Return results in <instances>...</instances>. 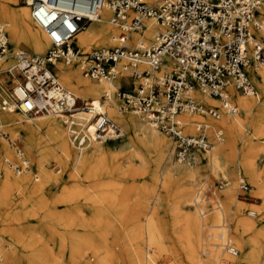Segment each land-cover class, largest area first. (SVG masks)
<instances>
[{
    "label": "bare ground",
    "instance_id": "bare-ground-1",
    "mask_svg": "<svg viewBox=\"0 0 264 264\" xmlns=\"http://www.w3.org/2000/svg\"><path fill=\"white\" fill-rule=\"evenodd\" d=\"M14 1L0 0V24L7 23L8 36L15 45L25 42L34 52L41 53L48 46L47 36L31 19L25 4L16 8L9 6V3ZM156 1L158 0H154ZM261 1L264 4V0ZM110 15L111 9L105 0L97 11V15L92 17L90 23L88 22L89 24H86L87 26L85 25L75 35L77 44L85 50L113 45L114 35L118 28L110 22ZM116 28L117 31L114 32ZM154 28L152 24L141 32L134 31L130 38L147 40ZM254 31L264 42V32ZM111 32L114 33L111 34ZM54 64L58 69L59 79L63 86L67 87L71 93L73 92L76 98L99 103L104 111L106 109L108 117L121 128L124 135L112 140L113 142H110L112 138H104L77 145L71 138V129L74 126L82 127L84 130L92 129V115L84 109L76 108L67 115V124H65L64 115L21 118L15 116V111L0 110L2 111L0 127L6 125L14 137L19 134L24 136L33 151L30 159L38 166L37 178L33 179L40 180L32 183L27 180L29 171L21 174H15L12 171V174L4 162V165H0V238L12 241V243L7 241L6 246L8 245L10 249L6 254H3L5 244L3 245L0 241L1 264H57V259L52 256L43 237L37 233L36 223L27 220L36 219L38 215L49 220L60 213L74 216L83 209L98 215H111L120 221L129 241L126 248L130 264H152L153 255L167 253L172 256L175 264H181L172 246L174 242L182 246L188 264H202V260L203 264H208V260L212 261L210 264H249V262L264 264L259 260L257 249L253 247V245H258L259 237H264V182L257 178H250L251 186L263 200L259 208V216L254 210H249V214L255 216H244L238 208L237 213L233 214V209L222 206L217 196H215V201H209L211 208L206 209L208 213L201 219L194 210L185 207V204L194 200L198 212L203 215L200 209L202 199L198 190L199 185L194 191L195 184L200 180L201 165L225 181L224 186L220 188V195L226 203L235 204L238 207L235 202L236 190L232 177L235 163L233 159H230V156L235 153V150L231 148L232 136L235 129H238L243 143L242 149L238 151L239 163L242 157L244 172L253 177L255 174L253 154L257 150L255 147H264V139L257 136L255 132L246 135L244 131L247 130L246 124L251 112H254L253 126L255 129L264 127V64L250 73V79L257 91L256 96L245 94L235 87H228L226 95L235 106L236 112L234 114L222 113L227 117L220 118V116L218 119H211V122L202 121L219 124L223 132L225 129L224 137L216 141L208 132L212 140L210 149L191 151L192 148L183 159L184 162L179 159L174 161V143L172 145L169 138L161 136L148 119L126 106L124 108L118 106L114 96L115 86L117 83L121 84L122 78L125 82H129L126 76L127 71H122L120 78L116 76L111 80H98L83 76L75 62L58 60ZM1 70L10 73L16 71L11 54L0 59ZM192 94L203 107L217 108L218 104L221 106L218 97L207 95L197 86L193 88ZM124 110L130 111L129 114H124ZM204 115L184 114V119L201 121ZM243 115L247 116L245 122L240 120ZM189 131L191 132L192 128H189ZM56 149L64 153L61 163L64 171L67 172L68 179L56 193H53L51 187L56 185L58 180L43 167L42 162L46 152L51 153ZM143 149L149 150L150 155H153L152 161L156 166L151 177L160 182L159 191L155 193L154 199L157 203L161 198L168 202V213L171 216L168 221L158 215L157 203L149 204L145 201L154 191V187L142 186L135 192L137 196L131 200L128 190L119 194L118 190L108 188L109 178L99 179L100 171L113 164H120V162L124 163V170L130 168L133 171L145 173ZM7 152H10V147L0 136V154ZM0 156L4 157V155ZM27 159L30 162L28 157ZM236 160L238 161V158ZM81 177L90 180L99 189L90 191L89 188L83 186ZM174 179H180L181 185L173 190ZM45 184L50 192L41 191ZM12 190L20 193L14 202L11 197ZM30 200H36L34 209L29 207ZM80 201L84 202L83 206ZM56 203L66 205L62 207L63 209H57ZM139 213L144 214L142 222L138 220ZM233 221L235 222L234 227ZM51 224L49 221L46 223L44 233L54 234L56 232L53 231ZM204 228H206V236L211 239L210 241L204 240V235L200 237V231L203 232ZM232 231L235 233L236 247L228 241L227 235ZM59 239L64 241L65 237L60 235ZM76 239L77 237L74 236L76 242L72 243L78 247L80 243ZM226 243L228 245L225 249L229 253L222 252L224 248L220 247ZM116 259L109 247L104 246L100 247L97 252L94 264H115Z\"/></svg>",
    "mask_w": 264,
    "mask_h": 264
},
{
    "label": "built area",
    "instance_id": "built-area-1",
    "mask_svg": "<svg viewBox=\"0 0 264 264\" xmlns=\"http://www.w3.org/2000/svg\"><path fill=\"white\" fill-rule=\"evenodd\" d=\"M21 1L51 46L42 53L11 50L8 25L0 24V59L11 54L17 75L10 94H0V110L31 117L64 115L67 124L66 116L78 108V99L57 80L50 68L55 61L75 62L83 76L98 80H111L127 71L131 86L122 83L114 90L120 107L142 114L170 136L176 158L183 160L192 148L211 147L208 132L220 141L223 130L217 123L186 120L182 115L200 113L218 119L222 113L234 114L236 108L226 95L228 87L256 96L250 73L264 64V42L254 31L264 32L261 0H158L156 4L107 0L110 22L118 28L114 43L89 50L77 44L75 35L97 15L105 0ZM152 24L155 28L149 39L130 38L132 32ZM195 86L218 97L221 109L203 107L193 97ZM83 109L92 115V129L74 126L71 138L75 144L123 135L99 103L87 101ZM0 134L7 136L1 127ZM7 139L14 145L13 157L0 156V161L15 174L31 171L21 142ZM31 176L37 178L35 172ZM237 182L241 190L247 189L242 176ZM221 187L222 182L206 181L200 195L214 196L215 188Z\"/></svg>",
    "mask_w": 264,
    "mask_h": 264
},
{
    "label": "rangeland",
    "instance_id": "rangeland-1",
    "mask_svg": "<svg viewBox=\"0 0 264 264\" xmlns=\"http://www.w3.org/2000/svg\"><path fill=\"white\" fill-rule=\"evenodd\" d=\"M147 1L152 3V4H156L158 2V1L154 2V0H147ZM20 5H23L21 0H15L12 3H9V6L12 8H16ZM28 12H29V9H28ZM89 23L87 22L86 24L88 25ZM116 31H117V28L114 32H116ZM114 32H111V34ZM75 40H76V36H75ZM8 42H9V47L11 50H13V49H26V50L33 51V49H31L27 45V43H25V42H21L19 45H15L10 40L9 36H8ZM50 46H51V44L49 42L48 46L42 52H44ZM109 46L110 45H108L106 47H109ZM95 48H100V47H95ZM50 68L54 72V74L56 75L57 80H59V82H60L59 75H58V69L55 67V64L52 65ZM119 78H120V76H119ZM123 80L124 79H122V81ZM122 81H121V83H122ZM16 82H17L16 71L12 72V73H10L9 71H5V70L0 71V93L2 95L3 94H10V92H11L12 88L15 86ZM130 82H131V79H129L128 83L125 82V80H124V84H126L127 88H129L131 86ZM119 85H121V84L117 83L115 86V89ZM65 88H67V87H65ZM256 94H257V91H256ZM114 96L116 97V102H117L118 106H120L121 99H119L115 93H114ZM77 99H78L77 100L78 109H83V104L86 103V101L81 99V98H77ZM217 108L221 109V106L218 104ZM102 109L104 110V108H102ZM2 111L0 112L1 115H2ZM129 112L130 111H128V110H124V114H129ZM105 113L107 114L106 109H105ZM130 114H132V113H130ZM15 116H20L21 118H27L26 115H23L20 112H16ZM107 116H108V114H107ZM182 116L184 117V115H182ZM225 116H226L225 114H221L220 118L225 117ZM211 119H214V118L205 114L202 117L201 121L211 122ZM246 119H247V116L245 117V115L240 117V120L242 122H245ZM248 119L249 120L246 124L247 130L244 131V133L246 135H249V134L251 135L252 132H255L257 134V136L264 139V127L260 128V129H258V128L255 129V127L253 126L254 125V123H253L254 122V112H251L250 117ZM2 122L4 123V121H2ZM1 130L6 132V134H7V136L1 135V134H0V136L6 141V143H8V146L10 147V152L0 154V155H4V157H13L14 145L11 142H9V140L7 139V138H11V139H14L15 141L21 142L20 144L23 146V149L25 151V155L30 159V155L33 151L29 147L24 136L21 134H19L17 137L12 136V134L8 131L6 125H1ZM156 130L161 136L169 138L172 145H173L174 141L170 136L161 133L158 129H156ZM224 133H225V129L223 132V137H224ZM123 135H124V133H123ZM239 135L240 134H239L238 129H235L234 134L232 136V146H231V148L235 150V153H233L232 156H230V159H233L234 163H235V169L233 171L232 177L234 179L233 181L235 182V190H236L235 202H236V205L238 207H236L235 204L226 203L223 200L222 196L220 195V189L215 188L214 196L211 195L210 193H208L207 198L201 197L202 202H200V209H201V211H203V215L200 214V212H198L199 210H197L198 207L194 203V200L191 203L185 204V207H188V208H191L192 210H194L200 219H201V217L203 218L205 216V214L208 213V211L206 212V209L211 208L210 207L211 203H209V201L210 200L215 201V198H216L215 196L219 197V202H221L222 206L224 205L226 208H232L233 214L237 213V208H238L240 210V213L244 216H247V217L255 216V215L249 214V210L256 211L257 216H259V214H258L259 208L262 206L263 200L261 198V195L255 190V188H253L251 186V179L250 178H257L259 181L264 182V147H255V149H257L255 151V153L253 154V163H254V168H255V174L253 177L248 176L244 172L243 167H242V157H241V162L239 163L238 151L240 149H242V145H243L242 140L240 139ZM209 139H210V137H209ZM112 140H114V139H110V142H113ZM255 140H257V139H255ZM211 142H212V140H211ZM174 149H175V147H174ZM143 150H144V155H145V160H144L145 161L144 167L146 169L145 173H141L139 171H133L130 168L124 170V163L120 162V164H113L112 166H110L106 169L104 168L102 171H100L101 173L99 175V179L103 180V179L109 178L110 184L108 185V188H110L112 190H118L119 194H122L120 192H124V190H128L129 197L131 200L134 199L135 196H137V194L135 192L139 188L141 189L142 186H145V187H151L152 186V187H154V191L149 194L148 198L145 201L148 202L149 204L150 203L154 204V202L157 203V201H155V199H154L155 198L154 195H155V193H157L159 191L160 182H159V180H154L151 177V174L154 171V167L156 166L155 163L152 161L153 155H150L151 152H149V150H147V149H143ZM197 150L200 151L202 149L195 147L191 151H197ZM62 157H64V153L60 149H56L51 153L46 152V155H45L43 162H42L43 167L46 170H48V172L52 176L57 178V180H58L57 184L52 185L53 187H51V189H53V191H51V192H53V193H56L59 190V188H61L62 184L65 183L68 179L67 172L64 171V168H63L62 163H61ZM173 158H174V161H177L175 152H173ZM237 158H238V161L236 160ZM182 162H184V160ZM29 163L31 165V171L28 172L29 176H27L28 177L27 180L32 182V183L39 182L40 180H34L31 176V172H35V173L37 172L38 173L37 164H35V162H33L31 159H30ZM0 165H4L3 161H0ZM200 172H201L200 180H199L200 182L198 181L195 184L194 191L197 190L196 188L199 185L198 190H199V192H201V189L205 185L206 181H210V182L215 183V184L217 182H222V186H224L225 181L223 179H221L220 177L215 176L206 167L201 165ZM10 173L13 174L11 169H10ZM238 176H242L245 179V181L248 185L247 189L241 190L238 187V182H237ZM82 184H83V186L89 188L90 191H96L99 189V187L93 185L90 180L83 179ZM180 185H181L180 179H178V180L174 179L173 180V183H172L173 190L177 189ZM41 191L45 192V193H46V191H49V187L47 186V184H45L43 186V189ZM19 195H20V193L17 192V190H12L11 191L12 201L13 202L16 201L18 199ZM192 195H193V193H192ZM28 203H29V207H32L34 209V206L36 205V200H30ZM80 204L83 206L84 202L80 201ZM193 204L195 205V207ZM56 205L58 207L57 209H63L62 207L66 204L56 203ZM156 206H157L158 215H160V217L163 218L164 220L168 221L171 218V216L168 213V202L166 201V199L161 198L160 202H158ZM137 217H138V220L140 222H142L144 219V214L139 213L137 215ZM27 221H30L32 223H36V228L38 231L37 233L43 237L45 243L47 244L46 246L51 250L52 256L57 259V264H94L97 252L99 251L100 247L102 248L104 246H108L109 249L111 250V252L117 258L115 264H124V263L130 264L128 261V256H127L128 250L126 248L129 245L128 237L122 228V224H120V221L117 218H115L114 216L105 215V214L98 215V214H96L90 210L83 209L81 212H79V214H76L74 216H68L66 214L60 213V215L56 214V215H54V217H51L48 220L44 216L38 215L36 217V219L30 218ZM48 221H49V223H52L51 225L53 227V231H56V232H54V234L44 233V230H45L44 227ZM223 222L225 223V221H223ZM234 224H235V222L233 221V227H234ZM200 229H201V226H200ZM57 231H58V233H57ZM60 235L65 237L64 241H61L59 239ZM202 235H204V240H209V241L211 240V239H209L208 236H206V228H204L203 232L200 231V237ZM74 236H75V238L77 237V239H78L77 242L80 243V245H78V247H77V245H74L72 243L75 241ZM85 236H86V238H85ZM70 237L72 238V240ZM227 237L229 238V240H228L229 243H231L232 246L236 247L237 243H236V237H235L234 231L229 233L227 235ZM83 239H85V240H83ZM68 240H69V242H68ZM80 240L82 241V243ZM86 240L88 242H85ZM0 241L2 242L3 245L5 244L4 245L5 249H4L3 254H6L8 252V250L10 249V248L8 249V245L6 246L7 241L9 243L10 242L12 243V241L10 239L6 240V238H4V239L0 238ZM172 246L178 255V261L181 264H188V262L185 258L186 256H184V254H183L182 246L179 245L177 242L172 243ZM220 247L224 248V251H222V252L229 253L225 249L226 245H220ZM253 247L256 248L257 253H259V260L262 263H264V237H259L258 245H253ZM156 255H153L152 264H154V263L155 264H169L171 262H172L171 264H175L173 262V258H171L172 256L168 253L163 254V255H158V254H156ZM203 255L206 256L205 254H203ZM203 255H202V257H204ZM211 262H212L211 260L207 261L208 264H210ZM201 263L203 264V260L201 261ZM249 264H252V263L249 262Z\"/></svg>",
    "mask_w": 264,
    "mask_h": 264
},
{
    "label": "crops",
    "instance_id": "crops-1",
    "mask_svg": "<svg viewBox=\"0 0 264 264\" xmlns=\"http://www.w3.org/2000/svg\"><path fill=\"white\" fill-rule=\"evenodd\" d=\"M110 46H111V45H110ZM122 79H123V78H122ZM128 80H129V77H128ZM122 83H124V80L122 81ZM122 83H121V84H122Z\"/></svg>",
    "mask_w": 264,
    "mask_h": 264
}]
</instances>
